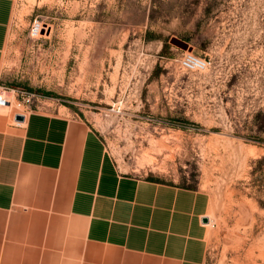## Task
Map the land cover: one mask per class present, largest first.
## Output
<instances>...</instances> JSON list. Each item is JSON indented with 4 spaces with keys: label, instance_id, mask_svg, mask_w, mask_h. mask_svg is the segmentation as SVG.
<instances>
[{
    "label": "rangeland",
    "instance_id": "rangeland-1",
    "mask_svg": "<svg viewBox=\"0 0 264 264\" xmlns=\"http://www.w3.org/2000/svg\"><path fill=\"white\" fill-rule=\"evenodd\" d=\"M1 60L0 85L88 120L121 175L201 192L205 264H264V0H13Z\"/></svg>",
    "mask_w": 264,
    "mask_h": 264
},
{
    "label": "crops",
    "instance_id": "crops-1",
    "mask_svg": "<svg viewBox=\"0 0 264 264\" xmlns=\"http://www.w3.org/2000/svg\"><path fill=\"white\" fill-rule=\"evenodd\" d=\"M12 10L0 0V66ZM63 109L0 119V264H205L203 194L121 175Z\"/></svg>",
    "mask_w": 264,
    "mask_h": 264
},
{
    "label": "built area",
    "instance_id": "built-area-1",
    "mask_svg": "<svg viewBox=\"0 0 264 264\" xmlns=\"http://www.w3.org/2000/svg\"><path fill=\"white\" fill-rule=\"evenodd\" d=\"M43 25H41L37 20L31 23L29 29V35L32 38H37L40 36V32L46 31ZM179 67L185 72H203L207 68V62L204 59L194 55L191 52L185 51L178 61ZM11 97V98H10ZM16 100L17 111L13 113L12 119L14 121L15 115H21L25 119L26 115L31 112L36 100V96L32 93L24 92L21 90H14L4 85H0V110L8 107L10 101ZM36 109V107H35ZM16 124H21V122H16Z\"/></svg>",
    "mask_w": 264,
    "mask_h": 264
},
{
    "label": "water",
    "instance_id": "water-1",
    "mask_svg": "<svg viewBox=\"0 0 264 264\" xmlns=\"http://www.w3.org/2000/svg\"><path fill=\"white\" fill-rule=\"evenodd\" d=\"M170 43L175 45L176 47L180 48L181 50H187L188 49V44L186 42L179 40V39L172 38ZM23 120H24V118L21 115H15V117H14V121H16V122H23ZM202 223L207 224L208 219L206 217L202 218Z\"/></svg>",
    "mask_w": 264,
    "mask_h": 264
},
{
    "label": "trees",
    "instance_id": "trees-1",
    "mask_svg": "<svg viewBox=\"0 0 264 264\" xmlns=\"http://www.w3.org/2000/svg\"><path fill=\"white\" fill-rule=\"evenodd\" d=\"M146 180H148V181H151V182H156V183H162V182H160L158 179H155V178H147ZM171 185V184H170ZM186 189H189V188H186ZM191 190H195V189H191Z\"/></svg>",
    "mask_w": 264,
    "mask_h": 264
},
{
    "label": "bare ground",
    "instance_id": "bare-ground-1",
    "mask_svg": "<svg viewBox=\"0 0 264 264\" xmlns=\"http://www.w3.org/2000/svg\"><path fill=\"white\" fill-rule=\"evenodd\" d=\"M44 29H47V27L46 28H44ZM43 30V29H42ZM42 30H41V32H42ZM40 32V34L42 35V33ZM10 106V102H9V104H8V107ZM8 107H5V108H3L4 110L6 109V108H8ZM209 225V224H208Z\"/></svg>",
    "mask_w": 264,
    "mask_h": 264
}]
</instances>
